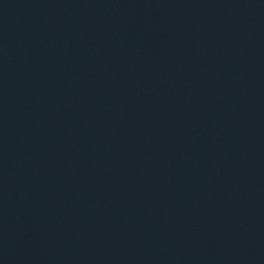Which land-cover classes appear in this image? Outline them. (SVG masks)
I'll list each match as a JSON object with an SVG mask.
<instances>
[{
	"label": "water",
	"instance_id": "water-1",
	"mask_svg": "<svg viewBox=\"0 0 264 264\" xmlns=\"http://www.w3.org/2000/svg\"><path fill=\"white\" fill-rule=\"evenodd\" d=\"M0 264H264V0H0Z\"/></svg>",
	"mask_w": 264,
	"mask_h": 264
}]
</instances>
